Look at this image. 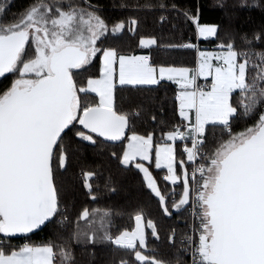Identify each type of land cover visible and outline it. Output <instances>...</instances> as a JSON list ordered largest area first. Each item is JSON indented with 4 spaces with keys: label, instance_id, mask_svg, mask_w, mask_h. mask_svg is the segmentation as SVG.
I'll return each mask as SVG.
<instances>
[{
    "label": "snow or ice",
    "instance_id": "6c2138e0",
    "mask_svg": "<svg viewBox=\"0 0 264 264\" xmlns=\"http://www.w3.org/2000/svg\"><path fill=\"white\" fill-rule=\"evenodd\" d=\"M216 6L227 24L180 0H0V264H81L98 246L110 264H264V0ZM241 9L260 12L248 31ZM113 161L175 226L78 207L117 192Z\"/></svg>",
    "mask_w": 264,
    "mask_h": 264
},
{
    "label": "trees",
    "instance_id": "16d2710c",
    "mask_svg": "<svg viewBox=\"0 0 264 264\" xmlns=\"http://www.w3.org/2000/svg\"><path fill=\"white\" fill-rule=\"evenodd\" d=\"M201 5V15L203 21L206 23H223L227 24L228 20L225 16L224 11L216 6V0H180L182 6H191L195 3ZM16 7L12 8V12L18 10V8L24 3V0H14ZM100 3L105 6L108 13H114L118 11L113 8V5L116 3V0H100ZM237 18L234 23L236 27L240 28L242 31H248L254 25L248 23V17L251 16L257 23L259 22L260 12L256 10L254 12L247 10H238L236 13ZM153 25V19L149 18L146 31H151ZM157 27H159L157 25ZM182 31L191 35V30L182 27ZM167 35V32L165 33ZM177 38L179 33L174 34ZM202 48H212V45L207 42H201ZM171 59H174L178 63L192 66L194 59V53L191 50H178L177 52L171 55ZM4 83H7L5 81ZM174 85L170 86L168 89V96H173ZM166 118L172 119L171 108L168 107L166 110ZM149 123L145 119L143 121L140 130L143 131L144 128L148 127ZM179 148V145H178ZM113 171V179L115 181V186L117 188L116 193H111L103 197L98 202H92L87 197L80 195L78 197V207L83 205L89 209L95 207H111L116 212H124L131 214L138 206L145 207L146 213L150 214L152 218L157 219L161 234H165L169 226H175L177 224L176 219L170 218H161L157 209V205L154 199H150L148 196L147 189L143 186L141 182V174L137 171L125 172L123 170H117V166L113 161L111 164ZM154 175L162 176V170H155ZM133 221L129 218V215L117 216L116 224L120 226H130ZM45 233H38L33 236V241L39 243L45 238ZM162 251H166V245L162 247ZM119 254L113 253L110 249L105 246H98L95 251V256L90 255L88 251H84L80 248H77V258L81 261V264H110V261L116 258Z\"/></svg>",
    "mask_w": 264,
    "mask_h": 264
},
{
    "label": "crops",
    "instance_id": "0c3cea01",
    "mask_svg": "<svg viewBox=\"0 0 264 264\" xmlns=\"http://www.w3.org/2000/svg\"><path fill=\"white\" fill-rule=\"evenodd\" d=\"M205 49H211V48H205Z\"/></svg>",
    "mask_w": 264,
    "mask_h": 264
}]
</instances>
